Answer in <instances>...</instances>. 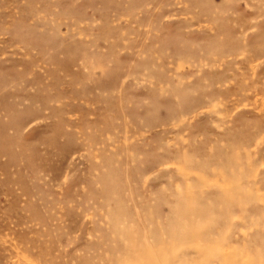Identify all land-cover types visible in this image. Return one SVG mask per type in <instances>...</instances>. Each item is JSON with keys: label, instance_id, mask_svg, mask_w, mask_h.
Masks as SVG:
<instances>
[{"label": "rangeland", "instance_id": "obj_1", "mask_svg": "<svg viewBox=\"0 0 264 264\" xmlns=\"http://www.w3.org/2000/svg\"><path fill=\"white\" fill-rule=\"evenodd\" d=\"M0 264H264V0H0Z\"/></svg>", "mask_w": 264, "mask_h": 264}]
</instances>
